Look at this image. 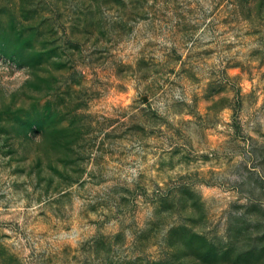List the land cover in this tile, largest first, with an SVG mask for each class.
<instances>
[{"label": "rangeland", "instance_id": "obj_1", "mask_svg": "<svg viewBox=\"0 0 264 264\" xmlns=\"http://www.w3.org/2000/svg\"><path fill=\"white\" fill-rule=\"evenodd\" d=\"M0 264H264V0H0Z\"/></svg>", "mask_w": 264, "mask_h": 264}]
</instances>
